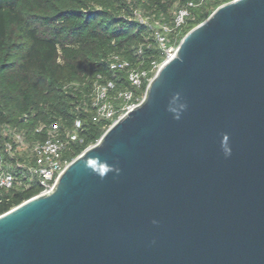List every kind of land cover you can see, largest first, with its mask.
Returning <instances> with one entry per match:
<instances>
[{"label": "water", "instance_id": "obj_1", "mask_svg": "<svg viewBox=\"0 0 264 264\" xmlns=\"http://www.w3.org/2000/svg\"><path fill=\"white\" fill-rule=\"evenodd\" d=\"M0 264H264V0L218 6L51 192L0 214Z\"/></svg>", "mask_w": 264, "mask_h": 264}, {"label": "trees", "instance_id": "obj_2", "mask_svg": "<svg viewBox=\"0 0 264 264\" xmlns=\"http://www.w3.org/2000/svg\"><path fill=\"white\" fill-rule=\"evenodd\" d=\"M195 0H0V124L25 130L38 120L58 121L60 130L82 121V142L69 141L63 157L72 160L94 144L110 122L93 121L91 92L97 75L129 88L123 71L110 69L112 54L149 69L163 60L156 39L159 24L172 26L176 12ZM230 0H205L190 8L184 24L168 34L178 45L183 36ZM143 17L144 22L138 18ZM70 82L79 85L67 88ZM144 82L138 94L143 95ZM34 116L22 120L25 113ZM63 135V132H62ZM39 187L0 191V214L35 195Z\"/></svg>", "mask_w": 264, "mask_h": 264}, {"label": "built area", "instance_id": "obj_3", "mask_svg": "<svg viewBox=\"0 0 264 264\" xmlns=\"http://www.w3.org/2000/svg\"><path fill=\"white\" fill-rule=\"evenodd\" d=\"M204 1L187 2L186 6L176 12L172 26L165 23L159 24L164 32L157 31L155 34L163 55L161 62H153L151 67L147 69L143 68L141 63L140 65H132L118 54L110 56V69L123 71L130 87L116 89L113 80L103 81V77L98 74L93 82L90 97L93 121H109V128L141 103L145 92L143 95L138 94V92L143 83L147 82L148 85L162 63L171 59L176 52L177 45L170 42L168 34L184 24L190 14V8L199 6ZM138 18L143 22L145 21L140 14H138ZM78 85L76 82H70L66 87L76 88ZM32 116H34V112L25 113L21 118L27 121ZM81 127L80 118H76L72 128L65 131L60 130L59 123L55 119L38 120L33 131L37 135H43V137L29 138L25 130L5 123L0 124V191H7L14 187L26 190L36 183L40 189L29 198L51 192L59 175L71 161L63 157L68 142L77 140L82 142V138L79 136Z\"/></svg>", "mask_w": 264, "mask_h": 264}, {"label": "clouds", "instance_id": "obj_4", "mask_svg": "<svg viewBox=\"0 0 264 264\" xmlns=\"http://www.w3.org/2000/svg\"><path fill=\"white\" fill-rule=\"evenodd\" d=\"M181 110H183V108H181ZM169 111H174L173 109H169ZM174 119H179V113L177 111L174 112ZM221 150L223 152V155L225 157H228L230 155V149L227 147V143H226V137L224 139V142L221 145ZM116 171V173L118 174V170H113L111 168L106 169L105 173L101 174L100 178L103 179L105 177V175L107 174V172H113Z\"/></svg>", "mask_w": 264, "mask_h": 264}, {"label": "rangeland", "instance_id": "obj_5", "mask_svg": "<svg viewBox=\"0 0 264 264\" xmlns=\"http://www.w3.org/2000/svg\"><path fill=\"white\" fill-rule=\"evenodd\" d=\"M228 2V1H227ZM226 3V2H225Z\"/></svg>", "mask_w": 264, "mask_h": 264}]
</instances>
